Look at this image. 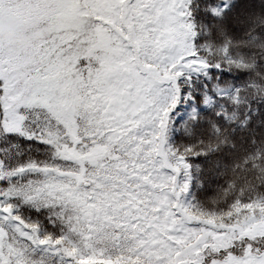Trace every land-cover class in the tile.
<instances>
[{"label":"snow or ice","instance_id":"6c2138e0","mask_svg":"<svg viewBox=\"0 0 264 264\" xmlns=\"http://www.w3.org/2000/svg\"><path fill=\"white\" fill-rule=\"evenodd\" d=\"M0 264H264V0H0Z\"/></svg>","mask_w":264,"mask_h":264}]
</instances>
